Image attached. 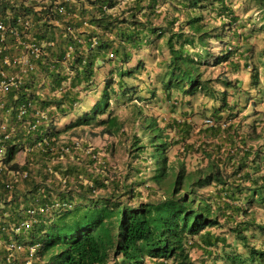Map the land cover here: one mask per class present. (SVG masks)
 Wrapping results in <instances>:
<instances>
[{
    "label": "trees",
    "instance_id": "obj_1",
    "mask_svg": "<svg viewBox=\"0 0 264 264\" xmlns=\"http://www.w3.org/2000/svg\"><path fill=\"white\" fill-rule=\"evenodd\" d=\"M237 7L264 31V0H0L40 52L0 106V264H264V46ZM194 100L199 124L172 116ZM158 102L169 116L146 112ZM95 125L124 135L123 176L74 145Z\"/></svg>",
    "mask_w": 264,
    "mask_h": 264
},
{
    "label": "rangeland",
    "instance_id": "obj_2",
    "mask_svg": "<svg viewBox=\"0 0 264 264\" xmlns=\"http://www.w3.org/2000/svg\"><path fill=\"white\" fill-rule=\"evenodd\" d=\"M238 13L239 14H244L243 13V7H237ZM251 15V17L253 18L251 21H248V23L245 25V28L243 29H239L240 32H242V34L245 33H249L251 30H253V37H250L247 40V43L252 45L253 48V52L258 51L259 49H262L264 46V31H261L258 26L261 22V20H258V15H256L254 13V11H246V13L243 15V20H245V17ZM217 48V47H215ZM218 49V48H217ZM214 49L215 52H217ZM245 54V52H243ZM256 62V61H254ZM259 70H261V68H259ZM225 72L226 71V65L224 64H217L211 67H208L205 70V73L203 76H207V75H211V76H215L221 72ZM261 72V71H260ZM242 78L245 77L244 74L242 73H238ZM260 77H263L262 72L260 73ZM193 109L189 111V108L187 105H184L183 101L180 103H178V107L176 109V112L172 113V116H176L177 118H185V119H189V120H193V122H196V124H199L202 120V116L200 114H198L197 112H199L200 110V106H197L198 103L196 102V100H194L193 102ZM165 107V109H164ZM248 109H252V107H248ZM128 110L125 108H121L119 107L118 110L116 111V114L119 115L120 118L127 116ZM188 112L186 113L187 117L183 116L185 115L182 112ZM146 112L149 114H152L153 116H157V118L161 119L163 117H167L170 115L169 110L166 108L165 104L163 102L161 103H156L154 104L152 107H150L149 109H146ZM256 112V113H255ZM252 113L256 114V117H263V121H264V94L262 95V99L261 101H258L256 103L255 109H252ZM258 113V115H257ZM181 114V115H180ZM242 115V114H241ZM255 116V115H254ZM192 122V121H191ZM139 122L137 123H125L124 124V128H125V132L126 133H131L136 127ZM86 130H89L88 132L91 134H87V139L86 137L82 136L80 138H75L77 140H79L80 142V148L83 150V152L85 153V150L88 151L90 149H94L96 148L97 151L100 154V159L103 160L107 166L111 169V172H113V170H115L117 172L118 175L123 176L127 170H129L127 168V161H128V156H127V148H125L126 146L123 145V141L125 140L124 135H122V133H115L114 135H108V134H101L100 130L101 127L100 126H91V127H86ZM169 136H173V132L169 133ZM74 139V138H73ZM126 141V140H125ZM89 143V147H84V144ZM113 144V147L111 149V151L109 150V148H105L110 144ZM128 143V142H127ZM105 148V149H104ZM182 152L179 151L178 145H174L171 146L170 150L168 151V160L171 162H176V157L178 158H182V155H180ZM23 158V154L20 153L18 154V158H15V162L21 161V159ZM185 163L186 165L189 166H193L195 164V162L197 161V158L195 159V157L193 156H189V155H185ZM142 160V159H141ZM144 160V159H143ZM139 162V161H137ZM103 163V162H102ZM147 163L149 165H151L152 163L150 161H147ZM146 163V164H147ZM143 161L140 163L139 165H143ZM133 173H135L134 171L130 170L129 171V175H132ZM151 172L149 170H147L146 172V176H148ZM143 175V174H142ZM148 184H150V182H147ZM144 186H141L140 189L144 191L143 189ZM146 194V193H145ZM256 219L260 220L262 222H264V211L262 210H258L256 211ZM260 234V235H259ZM257 235L260 236V239L264 241V232L262 233H257Z\"/></svg>",
    "mask_w": 264,
    "mask_h": 264
},
{
    "label": "built area",
    "instance_id": "obj_3",
    "mask_svg": "<svg viewBox=\"0 0 264 264\" xmlns=\"http://www.w3.org/2000/svg\"><path fill=\"white\" fill-rule=\"evenodd\" d=\"M7 34L13 36L14 43H16L18 49L5 52V45H0V106L6 104L4 93L12 86H17L19 81L27 78L28 74L34 70V59L40 54L39 47L34 40H24L17 28L6 26L3 21L0 20V42H2ZM22 107L23 106L20 107V114L23 112ZM206 121L211 123L210 119ZM73 142L75 146L79 147L80 143L77 139H74ZM2 171L3 165L0 162V173ZM16 176L15 179L25 178L26 172L17 173ZM43 209L44 208H41L40 210ZM33 211L34 209L29 210L31 213ZM23 224L28 226L26 222Z\"/></svg>",
    "mask_w": 264,
    "mask_h": 264
},
{
    "label": "crops",
    "instance_id": "obj_4",
    "mask_svg": "<svg viewBox=\"0 0 264 264\" xmlns=\"http://www.w3.org/2000/svg\"><path fill=\"white\" fill-rule=\"evenodd\" d=\"M63 137H66L65 135H63ZM22 153L23 154V158H24V151H18L15 155V158H18V154ZM23 158L21 159V161H19V164L22 163Z\"/></svg>",
    "mask_w": 264,
    "mask_h": 264
},
{
    "label": "clouds",
    "instance_id": "obj_5",
    "mask_svg": "<svg viewBox=\"0 0 264 264\" xmlns=\"http://www.w3.org/2000/svg\"><path fill=\"white\" fill-rule=\"evenodd\" d=\"M74 140V139H73Z\"/></svg>",
    "mask_w": 264,
    "mask_h": 264
}]
</instances>
